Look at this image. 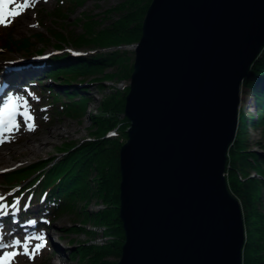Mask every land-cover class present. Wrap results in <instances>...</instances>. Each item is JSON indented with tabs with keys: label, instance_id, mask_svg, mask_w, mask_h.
Instances as JSON below:
<instances>
[{
	"label": "water",
	"instance_id": "water-1",
	"mask_svg": "<svg viewBox=\"0 0 264 264\" xmlns=\"http://www.w3.org/2000/svg\"><path fill=\"white\" fill-rule=\"evenodd\" d=\"M263 49L264 0L151 1L124 108L117 264H243L226 169Z\"/></svg>",
	"mask_w": 264,
	"mask_h": 264
},
{
	"label": "trees",
	"instance_id": "trees-1",
	"mask_svg": "<svg viewBox=\"0 0 264 264\" xmlns=\"http://www.w3.org/2000/svg\"><path fill=\"white\" fill-rule=\"evenodd\" d=\"M87 1L57 0L58 10L54 14L68 19L67 10H74L76 6ZM150 3L151 0H126L106 10L101 20L88 18L83 23L84 31L73 36L71 41L62 33L53 32L59 42L54 44L56 50L62 49V44L69 41L77 48L93 47L96 51L88 55L55 54L48 57L46 62H42L48 68L45 75H49L52 81L64 79L61 84L67 85V88L62 92L54 86L47 88L42 79H28L25 85L32 89L33 95L42 101L43 105L47 104L48 113L58 112L79 117L88 114L92 99L89 93L91 88L73 84L88 82L87 85L91 84L97 86L98 90H103L106 80L116 78V73L123 71L128 61V52L120 47L140 40L143 20ZM68 4L71 8L64 7ZM116 16L117 18L112 19ZM106 21H109V24L105 25ZM13 34L10 27L0 26V48L28 52L33 45L32 37L15 39ZM35 37L41 39L42 36L37 34ZM109 67H114L116 72L106 73ZM243 87L248 96L251 92L256 93L258 118L253 119V125L264 130V49L255 60ZM128 90H117L107 95L102 100L101 110L123 111ZM91 119L93 127L96 128L91 130L92 136L87 141L80 144L65 142L50 161L31 169L20 170L18 181L10 173L6 181L23 185L33 182L31 187L34 192L46 191L45 210L51 215L50 221H55L67 210H78L77 213L83 215L86 220L93 217L95 223L105 225L107 235L111 236L112 240L103 246L78 245L74 253L86 257L93 264H117L106 259L115 256L119 260L125 241L119 218L121 175L118 160L120 147L128 139L127 129L130 123L126 117L125 122H113V118L102 113L92 114ZM245 122L242 115L236 139L229 149L226 175L229 187L239 198L243 210L246 231L243 264H264V157L248 142ZM114 145L118 146L115 152V166L109 160L112 151L110 149ZM33 175L35 176L32 177ZM94 198L103 202L106 208L90 212L87 205ZM81 201L85 204L76 210ZM81 251H84V255Z\"/></svg>",
	"mask_w": 264,
	"mask_h": 264
},
{
	"label": "rangeland",
	"instance_id": "rangeland-1",
	"mask_svg": "<svg viewBox=\"0 0 264 264\" xmlns=\"http://www.w3.org/2000/svg\"><path fill=\"white\" fill-rule=\"evenodd\" d=\"M125 1L126 0H88L83 5L76 6L74 10H67L66 14L68 16V19H65L54 14V12H57L58 10L57 0H35L33 7L26 9L21 16L15 18L14 21L9 26H7L10 27V29L13 31V36L15 39L32 37V47H30L28 52H23L17 49L8 51L0 48V68L2 69L1 65L5 66V64L7 63L1 62L4 61L3 59H13L15 61V63H13L14 67L15 65H21L17 61L21 57L27 59L30 58V60L38 62L40 59L54 54L66 55L65 53H67L70 55H77L90 54L95 52L96 50H94L95 48L93 47L77 48L69 41L62 44V49L56 50L54 44L59 42L55 38L53 32H60L65 36L66 39L71 41L73 36H76L84 31L83 23L85 20H87L88 18L101 20L104 17L106 10L116 7ZM64 7L71 8L69 4L64 5ZM115 18H117V16L112 17V19ZM104 24H109V21L104 22ZM37 34H41V39L35 37ZM138 41L139 40L133 42L130 45H124L120 47V49H126V51L128 52V61L125 67L122 69L123 71H118L116 73L118 75L116 78H109L105 81L104 84L106 86L110 82H116L118 86H120L121 84H127L129 87L135 57L133 47L136 46ZM21 60L26 61L24 59ZM28 66H30V64ZM28 66L24 67L26 68ZM114 69V67H109L105 72L114 73L116 72V69ZM32 77L41 76L40 74H35ZM45 77L47 76H42L41 78ZM62 82H64L63 78L58 79L57 82H53L49 77L44 79L46 87L54 86L60 92L67 88V85L61 84ZM87 84L88 82L82 84L76 83L77 87L88 86L89 88H91L89 90V93L92 99L88 106V114L83 117L72 116L58 112L48 113L49 115L47 117V112H49L47 111V104L45 105L44 103L43 105L42 101L40 102L37 97L32 94L33 91L32 89L28 88V86L26 87V89H21L20 92L10 93L9 98L20 97L23 100L28 101L31 114L35 118V130L29 131L24 125L25 127L22 131H15L14 133H12L11 139L9 141L0 144V154H5V156H7L6 159H8L9 157L8 153L11 154V150H15L17 153L15 158H10L11 161L7 166L11 167H6L5 170H0V195H4L6 189L5 181L8 174L12 173V175H14L15 177V180L18 181V173L20 170L31 169L41 163L50 161L53 156H56V154H58V149L62 146L63 143L75 142L80 144L83 141H87L89 137L92 136L91 130H94V128H96L93 127V122L91 119L92 114L102 113L109 118H113V122H125L124 118L126 116L124 115V110H101L102 100L107 95H111L115 91H117L118 86H107V88L105 87L102 91H99L94 85ZM128 87L123 90H128ZM2 89L3 88H1L0 90ZM38 89H41V87H38ZM257 101L258 100L256 97V93L251 92L250 96H248V93H245V88L242 85L241 104L239 108V113L241 114L240 118L242 117V115L245 118L246 135L248 142L256 152L260 153L264 157V130L261 127L253 125V119L258 118ZM18 120L22 125L23 119L18 117ZM56 128H58L57 130H59V134L55 135L52 138L51 142L45 144L43 149L39 151V154H33L34 156L33 158H31L32 161H27V159H25L24 157V150L27 148V146H29V141L35 139L33 144L39 146L42 142L45 141L46 134ZM117 148L118 146L114 145L113 148L110 149L112 151L111 156H109V160L112 161L113 166H115L114 164L117 160L115 157ZM2 167L3 165L0 164V168ZM34 176L35 175H33L32 177ZM15 184L17 185L16 182ZM31 184L32 183L28 184V186ZM30 197V195L28 197H25V200L27 201L25 205H28V207H25V205H22L20 203L15 209L12 208L10 210V208H7L8 213L5 214V217L0 216V242L6 243L8 239H11V241L7 243L11 245L13 240L19 239L23 242L26 238L31 237L32 239L29 245V250H31L37 243H40V241L35 239V237L43 235L45 238V247L40 249L39 252L35 254L34 258H30L29 256L23 254L18 255L14 259L13 264H59L60 262L66 264H93L86 257L84 258L78 253L75 254V247L78 245H105L107 242H103L104 238H98V235L102 234V229H100L101 227H105V229H107V227L105 225L95 223V219L93 217H89L88 221L85 219V217L83 218V215L81 216V214L77 213V209L82 207L85 202L81 201L78 203V206L76 207L77 211L67 210L64 213H61L55 221H50L48 220L49 215L45 210V202L41 200L37 203H33L29 201ZM0 203L6 204L3 201H0ZM95 206H98L100 208V211L106 208L103 202H100L96 198H94L87 205V209L90 212L93 210L96 211ZM37 209H39V216L38 218H35V216L37 215ZM28 212H32V214L30 213L31 215L29 220L37 221V226L29 228L26 232H22L24 234L13 232L12 228L10 227V223L14 220L15 215L19 214L21 218H26L25 213L27 214ZM1 221H4L6 225H2ZM95 229L96 231H94ZM106 231L107 230H104V235H107ZM11 233H15L12 238H10ZM5 250L11 251L13 250V248L9 247L8 249H0V252ZM16 250L21 252L23 251L21 246H16ZM81 252L82 255H84V251ZM106 260L109 262L112 261L117 263L119 261L115 256L109 257Z\"/></svg>",
	"mask_w": 264,
	"mask_h": 264
},
{
	"label": "bare ground",
	"instance_id": "bare-ground-1",
	"mask_svg": "<svg viewBox=\"0 0 264 264\" xmlns=\"http://www.w3.org/2000/svg\"><path fill=\"white\" fill-rule=\"evenodd\" d=\"M85 55H88V54H85ZM50 56H53V55H49V56H47L45 58H42L38 62H35L34 60H30V58L27 59V58L21 57L18 60L16 59L21 65H15L14 67H13V63H15V61L13 59L12 60L11 59H9V60L3 59L4 61H1V62H7V63L5 64V66L1 65L2 69L0 68L1 69L0 70V74L1 75L2 74L5 75L6 77H14V79L18 83H23V84L28 83V79H42L43 82H44V79L48 78L49 75H47V74L45 75V71L48 68L42 62L45 61ZM18 58H19V56H18ZM34 58H36V57H34ZM21 59H24L26 61H22ZM29 64H30V66H28ZM24 66H28V67L25 68ZM13 68H17V69H13ZM35 74H40L41 77L42 76H47V77H45V78L32 77ZM5 76H0V79L5 80L6 79ZM43 85H45V83ZM73 86H76V84H73ZM105 87L107 88L106 85L104 86V88ZM12 89H13V87L8 86L6 90L5 89L4 90H0V99H1L2 102H4L7 99H9V93H10V91ZM99 91H102V90H99ZM240 116H241V114H240ZM24 127H25L24 124H22L20 129H19V132L22 131L24 129ZM57 129L58 128L53 129L49 133H47L46 136H45V141L42 142L39 146L36 145V144H33L35 139H33L32 141H29V143H30L29 146H27V148L24 150L25 159H27V161H30L31 158H33V156H34L33 154H39V151H41L43 149L45 144L51 142L52 138L55 135L59 134L58 133L59 130H57ZM40 139H38V140H40ZM10 152H11V154L8 153V156H9L8 159H6L7 156H5V154H0V164L3 165V167L0 168V170H3V169L5 170L6 167H11V166H7V165H9V163L11 161L10 158H12V157L15 158L17 153H16L15 150H11ZM31 185L28 186V184L27 185H23L21 183L20 184L17 183V185H16L15 183L14 184H10L7 181H5L6 189H5V192H4V195H3L5 197V200L3 202H5L6 205H9L8 208H10V210H11L12 207L10 205H13L17 199H19V201H20V203L22 205H25L27 203V201L25 200V197H28L29 195L31 196L29 201H31L33 203H37V202H39L41 200L45 201L46 191H42V192L38 191L36 193V192H34V189H32ZM24 187H26V189H23ZM41 210H42V207H41ZM36 212H37V215L35 216V218H38L39 209H37ZM7 213H8V211H7ZM30 213L32 214V212H28L27 214L25 213L26 218H21V216L19 214L15 215L14 220L10 223V227L12 228L13 232L22 233V232H26L31 227L37 226V224H38L37 221L29 220L30 215H31ZM0 216L5 217V214L4 215H0ZM48 220H50V216H49ZM1 223H2V225H6L4 223V221H1ZM15 233H11L10 234V238H12L15 235ZM22 234H24V233H22ZM10 241H11V239H8L6 244L9 243ZM59 264H66V263L60 262Z\"/></svg>",
	"mask_w": 264,
	"mask_h": 264
},
{
	"label": "snow or ice",
	"instance_id": "snow-or-ice-1",
	"mask_svg": "<svg viewBox=\"0 0 264 264\" xmlns=\"http://www.w3.org/2000/svg\"><path fill=\"white\" fill-rule=\"evenodd\" d=\"M34 3L35 0H0V26H9L26 9L33 7ZM18 117L23 119V124L27 127V130H35V118L31 114L27 100L20 97H10L0 105V144L9 141L12 133L19 131L21 124ZM4 200L5 197L0 195V201ZM19 203L20 201L17 199L11 207L15 209ZM25 207H28V205H25ZM7 208L8 205L0 203V215L7 214ZM31 239V237H28L23 242L16 239L12 241L11 245L0 242V249L13 248L11 251L0 252V264H13L14 259L21 254L34 258L35 254L45 247V238L43 235L35 237L40 243L29 250ZM16 246H21L23 251L16 250Z\"/></svg>",
	"mask_w": 264,
	"mask_h": 264
},
{
	"label": "built area",
	"instance_id": "built-area-1",
	"mask_svg": "<svg viewBox=\"0 0 264 264\" xmlns=\"http://www.w3.org/2000/svg\"><path fill=\"white\" fill-rule=\"evenodd\" d=\"M133 49H135V47H133ZM107 86H109V87H116V86H118V84L116 82H110ZM127 87H128L127 84H121L117 88H118V90H123V89H125ZM95 209L98 210L100 208L98 206H95ZM100 229H102V234L101 235H98V238H104L103 239V242L104 241L105 242H108L109 240H112V237L111 236L104 235V230H106L105 227H101ZM94 231H96V229Z\"/></svg>",
	"mask_w": 264,
	"mask_h": 264
}]
</instances>
